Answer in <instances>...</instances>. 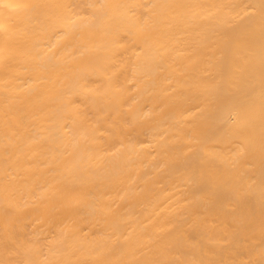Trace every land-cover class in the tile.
Wrapping results in <instances>:
<instances>
[{
  "label": "bare ground",
  "instance_id": "obj_1",
  "mask_svg": "<svg viewBox=\"0 0 264 264\" xmlns=\"http://www.w3.org/2000/svg\"><path fill=\"white\" fill-rule=\"evenodd\" d=\"M0 264H264V0H0Z\"/></svg>",
  "mask_w": 264,
  "mask_h": 264
}]
</instances>
